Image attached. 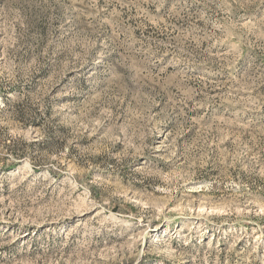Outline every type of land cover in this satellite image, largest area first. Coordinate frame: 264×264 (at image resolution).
I'll return each mask as SVG.
<instances>
[{
    "label": "rangeland",
    "instance_id": "1",
    "mask_svg": "<svg viewBox=\"0 0 264 264\" xmlns=\"http://www.w3.org/2000/svg\"><path fill=\"white\" fill-rule=\"evenodd\" d=\"M0 264H264V0H0Z\"/></svg>",
    "mask_w": 264,
    "mask_h": 264
}]
</instances>
